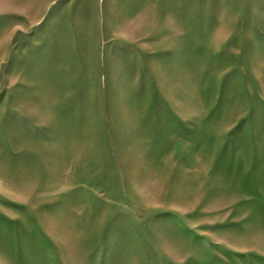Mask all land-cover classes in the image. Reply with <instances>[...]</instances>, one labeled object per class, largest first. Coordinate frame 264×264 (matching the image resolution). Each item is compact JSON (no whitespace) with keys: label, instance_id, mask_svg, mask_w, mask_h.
I'll return each mask as SVG.
<instances>
[{"label":"rangeland","instance_id":"374dc122","mask_svg":"<svg viewBox=\"0 0 264 264\" xmlns=\"http://www.w3.org/2000/svg\"><path fill=\"white\" fill-rule=\"evenodd\" d=\"M0 264H264V0H0Z\"/></svg>","mask_w":264,"mask_h":264}]
</instances>
